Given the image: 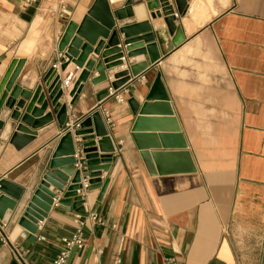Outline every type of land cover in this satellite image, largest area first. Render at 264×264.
<instances>
[{
	"label": "crops",
	"instance_id": "0c3cea01",
	"mask_svg": "<svg viewBox=\"0 0 264 264\" xmlns=\"http://www.w3.org/2000/svg\"><path fill=\"white\" fill-rule=\"evenodd\" d=\"M93 1L57 0L52 10L43 9L47 0H0V80L14 58L23 59L13 85L34 89L57 57V42L68 22L79 24ZM123 1L109 0L110 9ZM142 4L159 59L130 78L124 101L97 99L108 81L91 84L95 70L72 104L69 90L63 95L65 122L81 121L94 110L104 120L108 112L112 120L106 127L115 152L109 171L101 172L102 181H108L105 190L101 195L99 188L86 190L88 177L81 176L83 214L60 204L62 195L56 193L46 217L37 221L33 242L17 223L27 191L4 224L8 241H0V264L13 261L11 245L24 249L21 264H52L77 229L83 245L70 251L65 264H162L166 258L237 264L236 237L264 229V0H186L188 9L175 17L173 34L158 10L152 19L144 0ZM170 4L176 13L172 0ZM42 18L48 20L39 25ZM134 21L133 16L117 23ZM119 48L127 67L135 57L126 56L125 46ZM97 58L93 52L87 56ZM122 70H105L107 80ZM58 72L62 81L69 73L77 77L80 69L69 62ZM156 77L172 116L161 115V109L142 115L162 120L154 129L142 130L155 142L143 152L170 156L162 169L167 174L151 176L131 136L135 115L128 100L141 105ZM51 112L49 105L43 114ZM9 114L0 108V180L28 189L67 130L52 115L29 143L15 149L9 143ZM70 132L79 159L82 135ZM160 134H180L186 147L180 148L177 138L164 148ZM95 149L99 153L97 145ZM182 151L188 156L182 157ZM190 162L195 171L181 173ZM48 190L56 192L52 185Z\"/></svg>",
	"mask_w": 264,
	"mask_h": 264
},
{
	"label": "water",
	"instance_id": "95a60500",
	"mask_svg": "<svg viewBox=\"0 0 264 264\" xmlns=\"http://www.w3.org/2000/svg\"><path fill=\"white\" fill-rule=\"evenodd\" d=\"M176 14L183 15L188 7L186 0H172ZM113 2V1H112ZM150 16L154 19L157 12L161 13L169 34L175 31V16L170 0H144ZM135 17L131 23L118 24L127 17ZM141 34V36H137ZM121 36V38L119 37ZM99 38L103 40H98ZM119 45L125 46L126 56L135 57L132 64L127 67L123 64V55ZM57 51L66 59L59 70H64L69 62H72L80 69L72 88L68 95L71 97L70 104L76 99L77 95L83 89L92 71L97 72L95 78L89 82L96 84L102 81H108L112 89H118L124 85L130 78L137 77L144 71L148 64H153L159 59L157 51V42L155 33L151 31L150 26L144 15V6L142 0H124L120 8L110 9L109 0H94L83 16L79 24L69 21L63 30L57 42ZM97 55V59H87L90 53ZM147 56V58L144 57ZM23 59L14 58L4 75L0 80V108L5 106L10 110L9 118L12 122V133L9 137V143L15 149H20L29 143L36 135L38 128L43 127L52 120L55 115L60 126L64 125L66 116L63 115V95L64 90L61 88V77L57 70L50 68L43 78V81L31 90H23L18 85H13L14 80L19 73ZM120 66L123 70L113 75V80H107L105 70L111 67ZM161 84L159 77L154 80L150 91L145 96L141 105L129 99L135 120L131 129V136L135 146L140 150L144 159L149 175L167 174L162 169L168 154L155 153L150 154L146 151L155 145L154 137L142 134L144 128L149 130L157 127V123L162 120L157 118H144L142 115L146 112L161 109L164 113L161 115L171 118L172 112L167 103V97L160 92ZM9 93V94H8ZM107 88H104L97 95V99L107 98ZM158 97V98H155ZM153 99L157 102H151ZM38 105V107H35ZM52 107V112L43 114L47 106ZM40 117V118H38ZM147 130V129H146ZM174 132L178 133L175 128ZM75 136L82 135L79 147L81 155L75 152L71 132L67 131L60 136L57 144L46 160L37 182L30 188H19L5 179L0 180V223L5 224L7 219L17 210L25 193L27 196L22 207L19 209L17 223L24 228L28 234V240L35 241L37 230V221H42L50 210L53 199L60 193L59 203L72 208L80 214H83V184L81 176L88 177L86 190L100 189V195L105 190L108 183L105 178L101 179V172L107 173L110 169L115 147L104 120L98 110H94L79 121L78 128L73 130ZM90 134V136H86ZM95 137L98 140L95 141ZM159 138L163 147L171 145L173 139L179 138V147L185 148V142L181 139L180 134L168 136L160 134ZM98 147L95 149V146ZM182 157L188 156L187 152H179ZM156 165V171L152 170V161ZM195 171L193 164L190 162L182 167L181 173H192ZM52 185L56 192L48 190ZM8 209V212H6ZM11 264H17L12 261Z\"/></svg>",
	"mask_w": 264,
	"mask_h": 264
},
{
	"label": "built area",
	"instance_id": "2783aa9c",
	"mask_svg": "<svg viewBox=\"0 0 264 264\" xmlns=\"http://www.w3.org/2000/svg\"><path fill=\"white\" fill-rule=\"evenodd\" d=\"M54 8H55V6H51L52 10ZM174 16L177 17V14L174 13ZM64 61H66V59L63 57V55L58 53L57 57L55 58V60L51 64V68L58 71L60 69V65ZM75 76L76 75L69 73L68 76H66L61 81V88L64 91L70 90L72 88L73 81L76 79ZM129 83L130 82L128 81L124 85L120 86L118 89H112L108 83V85H107V92H108L107 97H112L115 100V102H117V103L123 102L125 99V95H127L129 92V88H130ZM104 114H105V120L103 119L104 123L109 125V126H112L113 123H112V120H111L108 112L105 111ZM64 124H65V128L67 131H73L74 129L78 128L79 119L74 117L73 120H69V121L65 122ZM0 241H2V242L8 241V238H7L6 233H5V225L2 223H0ZM82 245H83V241L81 238L80 230L77 229L76 233H74L69 239L64 241L63 247L60 249L58 254L55 256L52 264H65L70 251L73 248H81ZM11 247H12V253H13V261H15L17 264H21L23 261L24 253H25L24 249L21 246H17V245H11ZM162 264H185V263L178 262V261L174 260L173 258H166Z\"/></svg>",
	"mask_w": 264,
	"mask_h": 264
},
{
	"label": "rangeland",
	"instance_id": "374dc122",
	"mask_svg": "<svg viewBox=\"0 0 264 264\" xmlns=\"http://www.w3.org/2000/svg\"><path fill=\"white\" fill-rule=\"evenodd\" d=\"M51 6H57V0H47L44 3L43 9H48ZM48 19H40L39 25L44 24ZM239 242L238 248V263L237 264H264V229L256 231L245 237L239 235L235 239Z\"/></svg>",
	"mask_w": 264,
	"mask_h": 264
}]
</instances>
